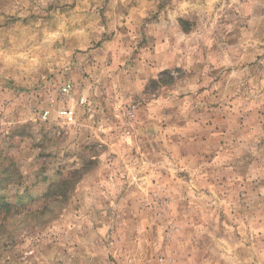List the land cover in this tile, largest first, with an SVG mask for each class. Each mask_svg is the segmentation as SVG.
<instances>
[{
	"label": "rangeland",
	"instance_id": "374dc122",
	"mask_svg": "<svg viewBox=\"0 0 264 264\" xmlns=\"http://www.w3.org/2000/svg\"><path fill=\"white\" fill-rule=\"evenodd\" d=\"M0 198V264H264V0H0Z\"/></svg>",
	"mask_w": 264,
	"mask_h": 264
},
{
	"label": "trees",
	"instance_id": "16d2710c",
	"mask_svg": "<svg viewBox=\"0 0 264 264\" xmlns=\"http://www.w3.org/2000/svg\"><path fill=\"white\" fill-rule=\"evenodd\" d=\"M82 172V170H75V171H73L72 173H70L71 175H76V174H78V173H81ZM59 189V186H58V184H57V186H55V185H53L52 187H51V189L49 190V196L51 197V198H56V197H58V198H64L65 196L64 195H58V193L56 192L57 190ZM60 190V189H59ZM60 192V191H59ZM47 195V196H48ZM13 206H11V203H6V202H4V201H2V199L0 198V212L3 210V209H7V211H5V213H8L9 212V210H10V208H12Z\"/></svg>",
	"mask_w": 264,
	"mask_h": 264
},
{
	"label": "built area",
	"instance_id": "2783aa9c",
	"mask_svg": "<svg viewBox=\"0 0 264 264\" xmlns=\"http://www.w3.org/2000/svg\"><path fill=\"white\" fill-rule=\"evenodd\" d=\"M67 90H68V87H63L62 89H61V93H66L67 92ZM62 114L65 116V118L66 119H68V120H70L71 119V113L70 112H67V111H63L62 112Z\"/></svg>",
	"mask_w": 264,
	"mask_h": 264
}]
</instances>
